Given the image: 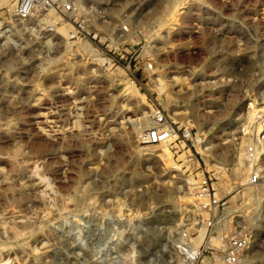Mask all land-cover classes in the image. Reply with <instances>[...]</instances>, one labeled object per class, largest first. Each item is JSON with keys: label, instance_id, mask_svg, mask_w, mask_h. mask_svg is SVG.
Wrapping results in <instances>:
<instances>
[{"label": "rangeland", "instance_id": "374dc122", "mask_svg": "<svg viewBox=\"0 0 264 264\" xmlns=\"http://www.w3.org/2000/svg\"><path fill=\"white\" fill-rule=\"evenodd\" d=\"M17 1L0 3V264H264V0Z\"/></svg>", "mask_w": 264, "mask_h": 264}, {"label": "bare ground", "instance_id": "6f19581e", "mask_svg": "<svg viewBox=\"0 0 264 264\" xmlns=\"http://www.w3.org/2000/svg\"><path fill=\"white\" fill-rule=\"evenodd\" d=\"M2 1H4V0H0V3H2ZM79 1H80V0H79ZM81 1H83V0H81ZM81 1H80V3H81ZM28 2H30V1H28ZM34 2H35V1H34ZM76 2H78V1H76ZM76 2H74V3H76ZM13 6H14V5H13ZM77 6H78V5H77ZM37 8H38V7H37ZM79 8H80V7H79ZM34 12H35V11H34ZM62 33H63V32H62ZM64 33H65V32H64ZM64 33H63V34H64ZM84 46H85V45H84ZM88 47H89V46H88ZM83 48H84V47H83ZM85 48H86V47H85ZM87 49H88V48H87ZM89 49H90V48H89ZM89 49H88V50H89ZM160 84H162V83H160ZM134 91H135V90H134ZM134 93H135V92H134ZM137 97H138V96H137ZM250 107H253V114H252V115H257V114H259L260 112H262V113L264 112V109L257 108V106H254V105H252V104L250 105ZM251 109H252V108H251ZM150 120H151V119H150ZM150 124H151V126H152L151 121H150ZM151 126H150V128H151ZM153 126H155V123H154ZM158 127H159V128H162L161 125L158 126ZM150 128H149V129H150ZM164 128L166 129V127H164ZM167 129H168V128H167ZM260 130L262 131L261 126L258 125V127H257V129H256L258 135H256V134H255V135H256V136H259V137H257V138H261V139H262V135H263L264 132H262V134H261V131H260ZM256 131H255V132H256ZM160 136H161L162 139H163L164 137H166V135H164L163 132L160 133ZM167 137H168V138L165 140V142H167V143L170 144V143L174 140V137H175V136H174L172 133H168V134H167ZM263 137H264V136H263ZM254 140H255V139H254ZM167 143H166V144H167ZM175 147H176V146H175ZM168 152H169V151H168ZM187 154H189L188 151H185V152L182 153V155L179 156V158L182 159V160H186V159H187ZM167 155H169V154H167ZM170 155H171V154H170ZM170 155H169V156H170ZM189 157H190V156H189ZM170 158H171V157H170ZM168 159H169V158H168ZM254 159H256V157H255ZM254 159H252V162H254ZM169 160H170V159H169ZM169 160H168V161H169ZM244 163H245V162H244ZM173 165H174V164H173ZM250 165H253V163H251ZM255 166H257L256 163L254 164V167H253V169H252V172H250V170L248 169V172H249V178H250V176H251V175H250L251 173H252V175H254V174H258V175H260L259 172L257 171V169H256ZM258 166H259V165H258ZM249 168H250V167H249ZM244 169H245V168H244ZM242 170H243V169L240 168V167L238 166V164H237V165H234L233 168H232V174H233L234 176L243 175ZM188 182H190V184H191L192 186L197 185V183H196L195 181H193L192 178H190V177H189V179H188ZM201 182H202V181H201ZM201 182H200V183H201ZM198 186H199V185H197V187H198ZM198 188L201 189V192L205 191L201 185H200V187H198ZM196 190H197V189H196ZM245 190H247V191L249 192L251 189H250V188H246ZM197 191H200V190H197ZM245 193H247V192L245 191ZM256 194H257V193H256ZM249 195H251V194H249ZM254 195H255V194H254ZM57 196H58V195H57ZM206 196H207V195H206ZM206 196H205L204 198H207V197H208V196H207V197H206ZM251 196H253V192H252V195H251ZM198 197H201V201H200V203H201L202 201L206 200V199L203 198V196H198ZM199 199H200V198H199ZM202 199H203V200H202ZM194 200H195V199L191 196V197L188 198L187 201H186V200H185V201H186V203L194 204V203H195ZM233 200H234V199H233ZM203 203H204V202H203ZM194 205H195V204H194ZM258 205H259V204H258ZM258 207H259V206H258ZM64 210H66V209H64ZM64 210H63V211H64ZM64 212H65V211H64ZM200 234H201V233H200ZM201 236H202V235H201ZM202 237H203V236H202ZM199 239H201V237H199ZM197 240H198V238H197ZM7 261H9V260H7ZM1 262H3L4 264H6L4 261H1ZM218 264H219V263H218Z\"/></svg>", "mask_w": 264, "mask_h": 264}, {"label": "built area", "instance_id": "2783aa9c", "mask_svg": "<svg viewBox=\"0 0 264 264\" xmlns=\"http://www.w3.org/2000/svg\"><path fill=\"white\" fill-rule=\"evenodd\" d=\"M30 1V2H28ZM35 1V2H34ZM37 0H18L17 5L15 7V13L19 17H27L31 15V12L34 10V8L37 7ZM160 120V119H159ZM163 132L166 137L161 139L160 133ZM170 133L169 129H159L155 128L151 131L150 134L147 135L146 137V144L153 145L157 143H161L165 141L168 137L167 134ZM191 137L190 133H187L186 138ZM250 183L252 185H259L264 183V175H258L254 174L250 176L249 179ZM204 184H207L206 182ZM205 189V188H204ZM206 191V190H205Z\"/></svg>", "mask_w": 264, "mask_h": 264}]
</instances>
